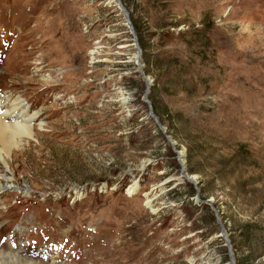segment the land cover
<instances>
[{
    "label": "rangeland",
    "instance_id": "obj_1",
    "mask_svg": "<svg viewBox=\"0 0 264 264\" xmlns=\"http://www.w3.org/2000/svg\"><path fill=\"white\" fill-rule=\"evenodd\" d=\"M121 3L134 37L112 0H0V97L37 114L2 252L264 264V0Z\"/></svg>",
    "mask_w": 264,
    "mask_h": 264
},
{
    "label": "bare ground",
    "instance_id": "obj_2",
    "mask_svg": "<svg viewBox=\"0 0 264 264\" xmlns=\"http://www.w3.org/2000/svg\"><path fill=\"white\" fill-rule=\"evenodd\" d=\"M90 55H92V53ZM39 70L35 71L36 74H38ZM0 107L5 108L4 111H2L3 108L0 110V194H2V192L10 189H6V186L10 187L11 185L9 184H13L11 176L12 159L24 148L25 142L35 139L36 132L33 127V121L37 118V114L34 113L30 116V114L27 113L30 111L29 106L26 101L20 97L11 99L10 96H2L0 97ZM41 122L42 120L38 125L39 128L42 127L43 123ZM135 189V184H133L129 187L128 193L130 194ZM24 191L25 190H22L21 193L27 194V192ZM148 203L149 201H147V204ZM0 264L39 263H36L29 257H19L12 253H4L0 247Z\"/></svg>",
    "mask_w": 264,
    "mask_h": 264
},
{
    "label": "water",
    "instance_id": "obj_3",
    "mask_svg": "<svg viewBox=\"0 0 264 264\" xmlns=\"http://www.w3.org/2000/svg\"><path fill=\"white\" fill-rule=\"evenodd\" d=\"M112 2L115 4V6H117L118 12L119 13H122L123 18H125V20H126V23L125 24L129 28V31H130L131 35L134 37L133 25H132V23L130 21V18H128V16H129L128 15V12L126 11V9L124 8V6L122 5L121 0H112ZM134 42H135V47H136V50H137V55H136L137 58L135 60L136 61L135 63L137 65V67H138V72H139L140 76L146 79V81H147V89H148L151 86L152 82L150 80H148V78H146L144 76V74L142 73V65L140 64V58H141L140 57V53H141V49L139 47V44L137 42V39H134ZM152 117H154V116L152 115ZM154 119H156V117H154ZM223 237H224V239H225V241L227 243V246H228V240H227V238L225 237V235H223ZM230 264H233V260L232 259L230 260Z\"/></svg>",
    "mask_w": 264,
    "mask_h": 264
}]
</instances>
